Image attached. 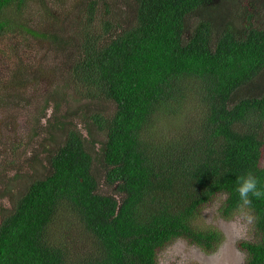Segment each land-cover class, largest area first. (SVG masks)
Masks as SVG:
<instances>
[{
	"label": "trees",
	"instance_id": "16d2710c",
	"mask_svg": "<svg viewBox=\"0 0 264 264\" xmlns=\"http://www.w3.org/2000/svg\"><path fill=\"white\" fill-rule=\"evenodd\" d=\"M225 1L125 0L124 23L104 19L99 30V3L89 0L76 45L58 49L24 20L43 0H0V39L14 37V57L18 33L42 37L69 52L65 86L115 107L84 120L90 141L74 125L19 183L0 222V264H160L179 239L219 249L224 236L197 225L201 212L217 201L224 218L240 211L235 189L248 172L264 189V28L254 15L238 25L221 12ZM10 71L2 99H14L4 105L24 84L21 66ZM171 118L177 128L166 133ZM251 199L255 238L238 248L244 264H264V198Z\"/></svg>",
	"mask_w": 264,
	"mask_h": 264
},
{
	"label": "rangeland",
	"instance_id": "374dc122",
	"mask_svg": "<svg viewBox=\"0 0 264 264\" xmlns=\"http://www.w3.org/2000/svg\"><path fill=\"white\" fill-rule=\"evenodd\" d=\"M43 1L44 4L30 5L24 14L26 23L39 34L47 33L58 49L76 45L77 26L86 15L89 0ZM95 1L99 3L96 14L99 30L104 19H112L114 25L124 23L122 18L125 17V12L122 7L126 6L125 0ZM107 4L114 5L109 14H106ZM220 10L229 18H235L238 25L246 22L250 15H254V25L264 28V0H227ZM18 36L15 37V57L8 48L14 37L0 39V195L6 187L11 189L10 197H0V222L2 215L12 207L15 189L18 191L22 184L30 183L28 177L32 174L35 164H39L43 159L45 149L55 150L63 144L66 133L74 128V125H77L90 141L89 133L84 128V120L90 121V116L95 113L110 116L115 111L110 101L85 98L75 94L73 87L65 86L64 81L68 77V60L65 54L69 52L51 51L49 43L42 37H34L24 32L18 33ZM14 64L16 69L19 66L23 68L25 77L21 76V81L24 84L23 87H15V101L4 105L14 99H2V96L9 92L4 88L11 78L10 68ZM49 99L54 101L49 104L45 114L43 110ZM50 118L53 120L46 126ZM55 120L63 124L59 122L54 126ZM162 125L166 133H173L177 128V119L164 120ZM90 132L93 133L94 140H105L96 125L91 126ZM91 152L94 155L92 149ZM101 192L112 194V189L103 185ZM222 205V201H217L206 207L197 219L200 228L214 229L223 234L224 241L216 252L206 253L186 240L179 239L161 253L160 264H244L245 255L239 250L238 244L241 241L254 240L253 223L248 224L243 219L241 210L230 218H224L221 214ZM244 212L249 213L248 210ZM71 233L75 235L73 231Z\"/></svg>",
	"mask_w": 264,
	"mask_h": 264
},
{
	"label": "clouds",
	"instance_id": "9594fccd",
	"mask_svg": "<svg viewBox=\"0 0 264 264\" xmlns=\"http://www.w3.org/2000/svg\"><path fill=\"white\" fill-rule=\"evenodd\" d=\"M259 185L260 181L258 177L252 172H248L246 175L238 178V185L235 191L238 192L240 201L242 202L241 212L243 214V219H245L248 224L253 223L255 217L250 213L244 212V209L252 203V197L257 199L264 198V189Z\"/></svg>",
	"mask_w": 264,
	"mask_h": 264
}]
</instances>
